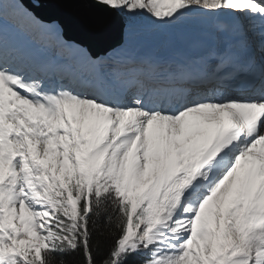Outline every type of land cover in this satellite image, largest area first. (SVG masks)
Returning <instances> with one entry per match:
<instances>
[{
	"label": "snow or ice",
	"instance_id": "1",
	"mask_svg": "<svg viewBox=\"0 0 264 264\" xmlns=\"http://www.w3.org/2000/svg\"><path fill=\"white\" fill-rule=\"evenodd\" d=\"M0 264H264V0H0Z\"/></svg>",
	"mask_w": 264,
	"mask_h": 264
},
{
	"label": "water",
	"instance_id": "2",
	"mask_svg": "<svg viewBox=\"0 0 264 264\" xmlns=\"http://www.w3.org/2000/svg\"><path fill=\"white\" fill-rule=\"evenodd\" d=\"M81 9L71 3H51L46 4L41 9V14L45 17L55 16L71 26V22L79 16Z\"/></svg>",
	"mask_w": 264,
	"mask_h": 264
}]
</instances>
